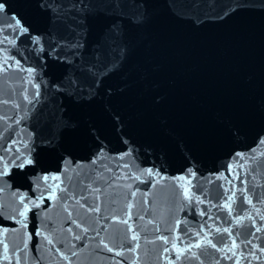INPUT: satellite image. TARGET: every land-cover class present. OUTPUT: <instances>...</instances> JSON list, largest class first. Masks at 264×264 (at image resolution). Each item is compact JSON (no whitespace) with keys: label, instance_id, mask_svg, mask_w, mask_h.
Segmentation results:
<instances>
[{"label":"water","instance_id":"1","mask_svg":"<svg viewBox=\"0 0 264 264\" xmlns=\"http://www.w3.org/2000/svg\"><path fill=\"white\" fill-rule=\"evenodd\" d=\"M0 3V264H264V0Z\"/></svg>","mask_w":264,"mask_h":264},{"label":"snow or ice","instance_id":"2","mask_svg":"<svg viewBox=\"0 0 264 264\" xmlns=\"http://www.w3.org/2000/svg\"><path fill=\"white\" fill-rule=\"evenodd\" d=\"M3 9H4V4L3 3H0V11H2ZM16 24H17V26H19V21H16ZM23 31H27V29H23ZM5 63H7V62L5 61ZM16 159H19V157H17ZM31 163H33V161L31 159L21 160L20 163H17L16 164V167L23 168V167H25L26 164H31ZM7 170H8L7 169V166H5V168L3 169V171H0V175L7 174Z\"/></svg>","mask_w":264,"mask_h":264}]
</instances>
